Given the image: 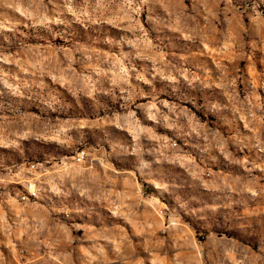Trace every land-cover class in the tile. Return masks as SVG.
Returning <instances> with one entry per match:
<instances>
[{
	"label": "rangeland",
	"instance_id": "rangeland-1",
	"mask_svg": "<svg viewBox=\"0 0 264 264\" xmlns=\"http://www.w3.org/2000/svg\"><path fill=\"white\" fill-rule=\"evenodd\" d=\"M0 264H264V0H0Z\"/></svg>",
	"mask_w": 264,
	"mask_h": 264
},
{
	"label": "built area",
	"instance_id": "built-area-1",
	"mask_svg": "<svg viewBox=\"0 0 264 264\" xmlns=\"http://www.w3.org/2000/svg\"><path fill=\"white\" fill-rule=\"evenodd\" d=\"M83 159H84V157H83L82 154H81V155H78V157H77V161H78V162H81ZM30 195L33 196V194H30ZM26 199H28V197H26V196H22V197H21V200H22V201H25Z\"/></svg>",
	"mask_w": 264,
	"mask_h": 264
}]
</instances>
